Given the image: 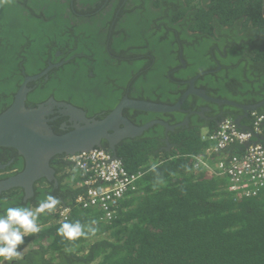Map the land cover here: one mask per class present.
Returning a JSON list of instances; mask_svg holds the SVG:
<instances>
[{
	"label": "trees",
	"instance_id": "trees-1",
	"mask_svg": "<svg viewBox=\"0 0 264 264\" xmlns=\"http://www.w3.org/2000/svg\"><path fill=\"white\" fill-rule=\"evenodd\" d=\"M144 1L160 6V13L151 11L144 4L145 8L137 10L143 15L144 21L125 24V16L120 17L115 27L117 33L114 35L107 34L112 32L113 28L110 24L112 19H108L111 16L104 18L101 23L106 33L96 35L92 34V29L89 30L83 25L79 18L70 14L62 26L53 25V37L63 34V38H58L62 41L58 40L57 45L64 51L73 48L74 52L82 54V57L77 56V61L83 62L80 58L84 56L95 58L91 68L97 71V62L105 54L101 38L109 36L112 42L114 37V42L123 37L135 39L130 34L136 32L138 40L143 27L150 29L152 21L158 16L160 43L165 44L172 42L165 37L166 34L173 37L172 32L168 30H179L182 39L190 36L188 29L200 30L196 37L205 36L208 34V28L214 26L215 22H218V26L227 28L238 25V21L244 26L251 23L256 31L254 37L259 38L260 43L241 55L257 66V81L254 82L257 92L240 94L244 89H248L250 82H237L240 74L235 60L239 54L233 52V49L237 48L235 44L227 50V57L222 59L228 68V75H225L222 69L206 73L204 77H214L211 79V85L221 96L242 102H258L263 99L264 0H210L205 4H200L199 0L197 3L195 0ZM165 9L168 11L162 12ZM138 12L126 14L134 16L133 14ZM192 16H195L194 22ZM129 19L127 17V23ZM219 30L212 34L217 35L221 43L225 35L240 38L236 30ZM182 42L184 53L193 57L195 51L189 50L184 40ZM137 43L139 41L130 44ZM122 45L118 44L119 47ZM174 45L176 47L177 43L174 42ZM202 53H205L204 48ZM207 59L208 65L204 68L214 67L209 65V57ZM14 60L18 61L16 58ZM187 61L189 63L190 59L187 58ZM87 66L89 65L79 66L68 62L52 70L48 80L42 78L31 83H38V87L33 89L30 95L38 89L46 94L50 91L55 94L59 92L63 96L74 94L72 84L91 80L86 71ZM197 66L188 64V68L174 72L173 75L188 77L200 69ZM9 68L12 72L2 74L3 79H0L9 82L0 87L4 101L10 100L8 96L12 89L17 87L16 80L19 77L18 65H9ZM107 68L108 66H104L102 70ZM164 69L160 67V94L166 97L171 95L169 90L175 84L167 76V72L162 73ZM54 73L58 74L57 78L53 77ZM247 73L250 75L252 70L249 69ZM9 76L11 77L8 78ZM229 78L233 80L228 83ZM209 90L215 93L211 88ZM214 106L217 110L223 109L217 104ZM259 111L264 113V105ZM194 122L171 133L177 145L172 152H166L160 157L154 155L157 132L153 129L147 131L146 138L122 141L118 145V155L124 167L130 173L140 172L143 175L137 180L136 188L130 189L118 201L111 220L103 219L104 211L98 206L85 208L75 205V197L86 191L84 186L77 185L83 174L72 167L65 154L54 157L52 163L57 172L62 173L68 187L66 189L60 185L66 198L67 205L64 206H70L67 217L60 216L61 209L56 205L51 211L41 213L37 219L40 231L25 236L23 243L18 245L17 250L22 258L13 259L11 262L4 261V264H264V185L256 194L237 197L229 189V176L213 174L202 164L196 166L197 155L204 152L212 142L203 138V122ZM215 126V123L210 124L206 135L215 132ZM245 151L243 143L234 142L221 150L220 154L226 157L236 154L240 156ZM202 156L211 161L206 154ZM219 159L221 158L215 161ZM44 193L37 201L45 199L47 195L44 196ZM66 220H78L82 225L94 227L96 231L87 232L85 228L86 235L68 240L57 231Z\"/></svg>",
	"mask_w": 264,
	"mask_h": 264
},
{
	"label": "flooded vegetation",
	"instance_id": "flooded-vegetation-1",
	"mask_svg": "<svg viewBox=\"0 0 264 264\" xmlns=\"http://www.w3.org/2000/svg\"><path fill=\"white\" fill-rule=\"evenodd\" d=\"M199 1L200 4L210 2V0ZM194 2L197 3L198 0ZM144 4L151 11L160 13V6H155L154 3L151 4L144 0H0V79H3L1 78L2 74L7 75L9 74L7 73L8 71L12 72L9 65H18L19 73V77L16 80L17 87L12 89L8 96L10 100L4 101L0 94V113L11 105L15 93L27 76L40 73L49 66L50 68L46 74L35 80L28 81L27 86L29 87V91L27 92L25 101L27 108L36 107L39 103L54 98L55 100L66 102L81 109L85 117L91 118L92 120H99L113 112L124 97L131 100L174 105L178 102L182 94L190 88L189 81L196 77V75L199 76L195 80L194 87L204 89L207 95L213 97L229 98L224 95H219L218 93L220 92L217 89L214 90L215 88L211 85V79H214L213 76L204 77V75L206 73L218 72L222 69H224L223 73L228 75V68L222 62V59L227 57V50H230L234 44L237 48L233 49V52L239 54V57L235 60L236 65L239 67L238 73L240 74L237 82H250L248 89H244L240 94H255L257 92L254 84L257 81V66L254 63H250L246 57L241 55L244 51H249L251 49L250 47L257 45L260 41L259 38L254 37L256 31L251 23L244 26L238 21V25L235 24L227 28V26L220 27L218 26V22H215L214 26L208 28V34L205 36L196 37L197 33H200V30L188 29L187 31L190 36L182 39L180 38L179 30H168L172 32L173 37L171 38L168 34L165 37L172 40V42L165 44L160 43V17L158 16L156 20L152 21L150 29L147 30L143 27L142 34L138 40L136 39L138 36L136 32L130 34V36L135 38H130L131 40L128 39L129 37H123V39L114 42V37L112 42L109 36L101 38L100 41L105 48L106 55H102L97 62V71L91 68V66L93 67L95 58H92V56H89V58L84 56L80 58L83 59V64L81 60L77 61L76 59L77 56L82 57V54L74 52L73 48L64 51L57 45L58 40L62 41L58 38H63V34L59 37H53V30L55 28L53 25L62 26L70 14L79 18L83 25L88 27L89 30L92 29L90 32L96 35L106 33V29L101 23L104 18L111 16L108 19H112L110 24L113 25V28L112 32L110 31L107 34L114 35L117 33L115 27L120 17L125 16L123 18L125 24H138L144 21L143 15L137 11L139 8H145ZM167 11L165 9L162 12ZM126 12L131 14L133 12L138 13H134V16H132L126 14ZM126 16L130 18L128 23ZM194 20L195 16H192V22ZM219 29L236 30L240 38L225 35L224 41L221 43L217 35L213 36L212 34L220 31ZM61 30L64 31L63 28ZM251 34L253 35L251 36ZM183 40L189 46V50L195 51L193 57L192 55L189 56L184 53ZM137 41L139 43L130 44ZM174 42L177 43L176 47ZM118 44L123 45L119 47ZM203 48L206 56L202 53ZM186 57L190 59L189 63ZM208 57L211 60L209 65H214V67L204 68V66L208 65ZM14 58L18 59V61H15ZM68 62H74V64L79 66L89 65L86 71H88V76L91 80L79 82L76 85L72 84V89L75 93L68 96H63L59 92L55 94L52 91L46 94L43 90L39 89L30 95L33 89L38 87V83L32 85L31 83L39 81L42 78L48 80L49 73L52 70L58 69ZM188 64L190 66L198 65L197 67L200 69L194 71L195 74L188 77L173 75L174 72H180L188 68ZM104 66H108V68L102 70ZM160 67L165 68L162 70V73L167 72V76L175 84L169 90V93H171L170 96L164 97L163 94H160ZM249 69L252 70L250 75L247 73ZM53 77L57 78L58 74L54 73ZM232 80V78H229L228 83ZM8 83L7 80H0V87ZM209 88L214 90L215 93L211 92ZM30 98H34L35 100L32 101ZM229 99L234 100L233 98ZM236 101L246 105L260 102ZM214 104L217 103L206 100L195 93H189L181 104L180 109L177 110L163 112L126 106L122 109V115L135 127L143 126L151 121L164 120L170 126H173V128H168L158 122H154L141 132L127 133L114 147H111L106 139H103L96 147L109 151L123 163L118 155V145L122 141L146 138L147 131L151 129L157 132V143L154 149V155L160 157V155L166 152H172L173 148L177 145L172 139L171 133L190 126L195 123L194 121L203 122L204 127L202 131H205L203 134L204 139H207L205 135L207 134L206 131H209L210 124H216V131L220 126L218 122L223 116H229L228 118L232 119L233 123L238 126L235 119L239 114H244L243 109L234 106H231V108L225 107L230 106L227 104H217L223 108L217 110ZM261 107L257 110H249L248 115L241 118L240 122L250 127L248 130L253 131V122L260 114L264 115V113L259 111ZM187 117L188 120L185 122ZM45 118L48 119V124L55 133L67 132L74 125V119L68 114L61 113L60 107L58 106H54L53 112L46 115ZM77 122H79L78 118ZM262 126L264 130V121L262 122ZM127 127H130V124H127L126 121H120L118 123L120 130ZM110 132H115V129L110 130ZM256 135L264 137V133L261 132L260 134H255L254 140L259 139ZM62 154L68 155L67 153H59L48 157L46 162L43 161L44 166L47 165L53 172L37 174V177L34 179L31 176L29 179L18 180V177L25 172L27 167L25 157L18 149L12 146L0 145V214H3L6 207H26L35 211L38 204L44 201L49 195L59 201L56 204L58 209L70 207L64 206L66 198L63 194L64 191L60 189V185L66 189L68 187L65 184L64 178H62V173L59 174L52 163L54 157ZM213 157L217 159L226 157V155L220 154L219 151L215 152ZM11 180L18 181L9 187L3 186ZM42 193H44V196H47L45 199L37 201Z\"/></svg>",
	"mask_w": 264,
	"mask_h": 264
},
{
	"label": "water",
	"instance_id": "water-1",
	"mask_svg": "<svg viewBox=\"0 0 264 264\" xmlns=\"http://www.w3.org/2000/svg\"><path fill=\"white\" fill-rule=\"evenodd\" d=\"M49 68L50 66L40 73L27 76L15 93L11 105L0 113V145L12 146L18 149L27 161L26 170L18 177V180L29 179L31 176L34 179L37 177V174L53 172L47 165L44 166L45 164H43V161L46 162L48 157L52 155L59 153L75 154L90 150L98 146L103 139H106L111 147H114L127 133L141 132L154 122H158L168 128H173V126H170L164 120L151 121L143 126L135 127L122 115V109L126 106L163 112L177 110L180 109L181 104L189 93H195L219 105L227 104L243 109L244 114H239L235 120L240 129L246 131L250 127L242 124L240 122L241 118L248 115L249 110H257L264 104V99L257 104L246 105L229 98H218L207 95L204 89L194 87L195 80L199 76L196 75V77L189 81L190 88L182 94L178 102L174 105L131 100L124 97L113 112L99 120H92L91 118L85 117L81 109L66 102L55 100L54 98L39 103L36 107L27 108L25 101L27 92L29 91V87L27 86L28 81L35 80L46 74ZM54 106L60 107L61 113L68 114L75 120H73L74 125L71 130L63 133H55L50 128L48 119L45 116L53 112ZM77 118L79 122H77ZM224 118L225 116L218 122V125ZM187 120L188 117L185 122ZM120 121H126L127 124H130V127L120 130L118 128ZM42 127L44 130H42ZM112 129H115V132H110ZM256 137L259 138L256 142H264L263 136L256 135ZM113 157L116 158V156ZM18 180H11L3 186L9 187Z\"/></svg>",
	"mask_w": 264,
	"mask_h": 264
},
{
	"label": "built area",
	"instance_id": "built-area-1",
	"mask_svg": "<svg viewBox=\"0 0 264 264\" xmlns=\"http://www.w3.org/2000/svg\"><path fill=\"white\" fill-rule=\"evenodd\" d=\"M264 115L260 114L253 122L252 130H241L232 119L226 118L213 133L205 136L212 143L206 151L197 155L196 166L203 165L215 174L229 176V189L237 197L256 194L264 185V142L254 140L255 134L262 132ZM243 143L246 151L243 155H232L215 161L213 154L225 149L229 144ZM206 154L211 161L202 155ZM67 158L72 167L82 172L83 177L77 185L84 186L86 191L75 197V205L82 207L98 206L104 211L103 219L111 220L116 212V204L130 189L136 188L137 180L143 173H130L124 164L102 148H93ZM115 208V209H114ZM70 207L61 209L65 218Z\"/></svg>",
	"mask_w": 264,
	"mask_h": 264
},
{
	"label": "clouds",
	"instance_id": "clouds-1",
	"mask_svg": "<svg viewBox=\"0 0 264 264\" xmlns=\"http://www.w3.org/2000/svg\"><path fill=\"white\" fill-rule=\"evenodd\" d=\"M228 117L226 116L221 121L220 126ZM262 132L264 133L263 126ZM58 203L56 198L49 195L38 204L35 211L26 207H6L4 209L3 214H0V258H2L0 264H4V261L11 262L13 259L22 258L21 253L17 250L18 245L23 243L25 236L40 231V226L37 223L39 215L51 211ZM92 223L94 224L95 221ZM85 228H87V232L95 233L96 231L94 227L82 225L78 220L75 222L64 221L57 231L62 237L74 240L87 234Z\"/></svg>",
	"mask_w": 264,
	"mask_h": 264
}]
</instances>
